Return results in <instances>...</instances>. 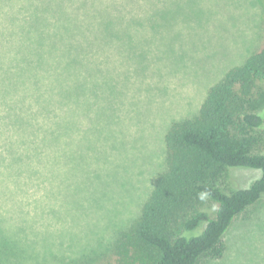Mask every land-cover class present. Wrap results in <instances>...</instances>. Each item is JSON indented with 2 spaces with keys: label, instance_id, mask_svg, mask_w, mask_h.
I'll list each match as a JSON object with an SVG mask.
<instances>
[{
  "label": "rangeland",
  "instance_id": "obj_1",
  "mask_svg": "<svg viewBox=\"0 0 264 264\" xmlns=\"http://www.w3.org/2000/svg\"><path fill=\"white\" fill-rule=\"evenodd\" d=\"M36 2L55 16L63 11L55 0ZM82 3L84 26L96 11L115 13L113 21L65 43L55 69L57 48L42 57L32 82L44 93L43 142L30 149L25 136L24 149L14 150L30 177L26 186L5 178L9 188L0 187L1 226L39 244L30 264H118L113 243L163 169L167 127L192 117L211 85L264 47V0ZM259 177L237 168L227 181L244 189ZM223 242V257L206 264H264V196L234 220Z\"/></svg>",
  "mask_w": 264,
  "mask_h": 264
},
{
  "label": "trees",
  "instance_id": "obj_2",
  "mask_svg": "<svg viewBox=\"0 0 264 264\" xmlns=\"http://www.w3.org/2000/svg\"><path fill=\"white\" fill-rule=\"evenodd\" d=\"M54 6L62 13L55 16L39 8L36 0H0L3 189L9 188L5 178L19 190L26 186L30 177L22 171L20 152L14 150L24 149L25 136L32 140L27 141L30 149L34 140L42 143L41 130L48 126L41 108L44 93L32 82L34 69L41 68L42 57L57 48L51 56L55 69V57L61 56L65 43L91 38L100 28L106 30L115 14L96 11L90 14L92 23L84 26L82 0H55ZM58 20L63 21L61 27ZM263 111L264 47L211 85L192 117L167 127L163 169L136 218L113 243L118 264H206L223 257V239L234 220L264 196ZM35 121L39 124L36 132L31 129ZM237 168L257 170L260 177L247 188L235 189L227 175ZM202 193L208 194L204 200L199 199ZM22 233L20 229L9 232L0 224V264H30L32 247L39 244L26 242Z\"/></svg>",
  "mask_w": 264,
  "mask_h": 264
},
{
  "label": "clouds",
  "instance_id": "obj_3",
  "mask_svg": "<svg viewBox=\"0 0 264 264\" xmlns=\"http://www.w3.org/2000/svg\"><path fill=\"white\" fill-rule=\"evenodd\" d=\"M207 195H208L207 193H202L200 194L199 199L204 200Z\"/></svg>",
  "mask_w": 264,
  "mask_h": 264
}]
</instances>
